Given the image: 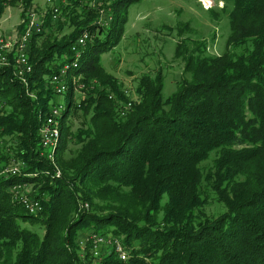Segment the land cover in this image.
<instances>
[{
  "label": "trees",
  "instance_id": "trees-1",
  "mask_svg": "<svg viewBox=\"0 0 264 264\" xmlns=\"http://www.w3.org/2000/svg\"><path fill=\"white\" fill-rule=\"evenodd\" d=\"M69 1L67 23L53 29L49 12L45 28L32 32L25 83L11 65L0 66V264H264V0H222L224 51L178 43L189 76L164 97L161 73L143 74L125 115L116 106L128 98L99 55L122 39L127 8L138 0L112 1L104 27L93 23L94 8ZM15 2L31 5L0 0V18ZM66 25L69 33L39 42ZM83 30L90 38L72 73L93 86L77 106L69 83L56 175L39 135L55 97L48 78ZM77 108L89 114L87 125L69 132L65 121ZM67 137L76 148L65 157ZM19 161L17 174L5 171ZM24 185L40 202L36 215L14 191ZM211 201L223 210L207 213ZM89 232L116 238L126 259L110 244L94 256L82 237Z\"/></svg>",
  "mask_w": 264,
  "mask_h": 264
},
{
  "label": "rangeland",
  "instance_id": "rangeland-1",
  "mask_svg": "<svg viewBox=\"0 0 264 264\" xmlns=\"http://www.w3.org/2000/svg\"><path fill=\"white\" fill-rule=\"evenodd\" d=\"M212 3L213 5L207 9L200 0H138L128 6L122 39L112 49L99 55L100 64L104 70L114 76L123 91H127L126 94L123 92L128 98L127 100L135 101L139 98L136 90L138 79L143 74L154 75L157 71L161 73L164 79L162 89L164 97H167L176 89V85L182 76H189L188 73L183 72V59L175 54L178 43H183L186 46L205 43V53L207 55H219L224 51L229 33L228 17L221 12L224 5L222 0H212ZM68 4H70L69 0H63L59 3L58 17L56 20L51 21L53 29L59 23H67L63 7ZM77 6L78 9H89L85 0H77ZM100 8L106 13L111 11L110 4H104ZM95 10L98 15V10L96 8ZM22 11L24 17L20 16ZM30 11L35 13L32 18H36L41 24L44 23L48 13H51L50 5L46 0H31V5L27 9H24L20 2H15L5 8L0 18V36L4 40H14L16 34L19 33L18 25L20 22L22 20L25 24L29 22L25 18ZM103 19L107 20L105 13H103ZM93 23L95 22L93 21ZM97 26L102 27L99 24ZM42 28H45V26L42 25ZM68 29L66 25L63 31L46 33L39 39V42L48 37L59 38L69 33ZM9 65L12 66L14 71V64L9 63ZM70 76L74 77L70 78L71 81L72 79L75 80L72 83L70 82L73 93L72 101L74 105L79 106L78 103L91 94V86L90 89H86V87L85 89H79L78 85L84 83L79 78L80 75L76 76L70 72ZM17 77L25 83L26 76L23 77L24 81L19 76ZM66 95V93L61 97L55 95L51 101L52 104L56 100H61L66 104ZM116 108L117 112L120 113L117 106ZM88 118L89 114H85L81 108H77L74 112H70L65 124L70 126L69 132H75L77 128L87 125ZM59 145L60 138L54 158L56 165ZM75 148L74 142L68 138L64 156L69 155V151L73 152ZM13 164L22 165L20 161ZM59 171L61 174L60 168ZM15 189L14 191L19 196H31L30 185ZM86 206L85 204L84 207ZM221 210H223L222 206L214 201L206 206V212L209 214ZM22 225L38 232L42 230L38 223L26 222ZM93 261L95 260L93 259Z\"/></svg>",
  "mask_w": 264,
  "mask_h": 264
},
{
  "label": "built area",
  "instance_id": "built-area-1",
  "mask_svg": "<svg viewBox=\"0 0 264 264\" xmlns=\"http://www.w3.org/2000/svg\"><path fill=\"white\" fill-rule=\"evenodd\" d=\"M63 0H46V2L50 5L51 9V20H56L59 12V3ZM114 0H85L87 7L96 8L98 10V15L95 19V24L100 26H107L111 21V12H104L101 6L104 4H110ZM204 7L207 9L213 5L212 0H200ZM109 10V9H108ZM103 13L106 14L107 20L103 19ZM34 12L31 11L28 13L25 19H28L29 22L27 24L22 20L23 25H25L23 31L21 33L16 34L14 40H4L0 36V66L9 65L10 56L13 55L14 58V73L22 78L25 77V74L29 73L32 69L30 61L28 59V43L32 32L37 33L41 32V26L43 25L36 18L33 19ZM90 38V33L88 30H83V32L74 40L71 45V58L62 62V64L57 68V70L52 73L49 77V82L52 85L54 94L57 97H61L67 92L69 87V83L74 82L75 80L70 78H74L70 76V72L77 66V63L83 53L84 46L86 41ZM69 76V80H68ZM25 82V81H24ZM93 85H91L92 87ZM79 89H85V84L80 83L78 85ZM127 92V91H126ZM124 91V93L126 94ZM109 99H115L113 94L108 95ZM132 106V100H118L117 107L120 111L121 115H125L126 112ZM65 108V104L61 100H56L54 104L51 105L49 114L46 117L45 121L39 128L40 135V145L42 149V155L54 166L56 175L60 174L59 168L55 164V153L56 147L60 138V118L62 112ZM21 165H12L11 167L5 169L6 172L11 174H17L20 171ZM14 189V188H13ZM20 200L22 205L30 214H38L41 211V205L39 200L33 199L29 196H20ZM83 241H90L93 244V255H99V248L103 245H111L114 251L117 253L120 259H126V252L123 250L120 242L111 237V235H104L96 232H89L86 236H82ZM84 244V243H82Z\"/></svg>",
  "mask_w": 264,
  "mask_h": 264
}]
</instances>
